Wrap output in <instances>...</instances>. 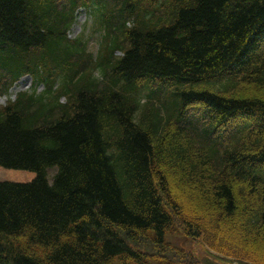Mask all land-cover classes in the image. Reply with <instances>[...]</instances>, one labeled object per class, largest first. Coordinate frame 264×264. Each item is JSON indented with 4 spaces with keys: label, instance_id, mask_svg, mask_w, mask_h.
Returning a JSON list of instances; mask_svg holds the SVG:
<instances>
[{
    "label": "trees",
    "instance_id": "obj_1",
    "mask_svg": "<svg viewBox=\"0 0 264 264\" xmlns=\"http://www.w3.org/2000/svg\"><path fill=\"white\" fill-rule=\"evenodd\" d=\"M26 74L0 165L36 177L0 180V264H221L174 232L264 264V0H0V96Z\"/></svg>",
    "mask_w": 264,
    "mask_h": 264
},
{
    "label": "rangeland",
    "instance_id": "obj_2",
    "mask_svg": "<svg viewBox=\"0 0 264 264\" xmlns=\"http://www.w3.org/2000/svg\"><path fill=\"white\" fill-rule=\"evenodd\" d=\"M82 33H84L86 38L89 39V50L96 51L98 48L100 32L97 33L94 29L93 24L91 23L90 14L85 9L79 11L76 23L73 25L69 32V37L76 38ZM31 82L32 80L28 76L22 78L19 84L12 89L10 96L0 97V105L5 104L8 98H13L15 92H17L18 90L27 89L31 85ZM56 171V167L50 168L48 170V178L50 180L53 179V176L55 175ZM35 177L36 172L34 171L11 169L0 165V180L30 182ZM166 239L170 242H174L177 245L183 246L188 249L190 248L191 250L201 249V247L204 250V245L201 241L185 237L181 234H167Z\"/></svg>",
    "mask_w": 264,
    "mask_h": 264
}]
</instances>
